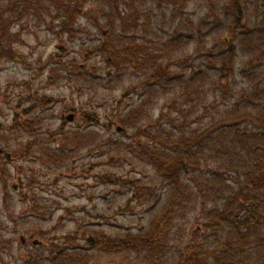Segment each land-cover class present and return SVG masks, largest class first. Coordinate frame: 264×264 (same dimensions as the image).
Returning a JSON list of instances; mask_svg holds the SVG:
<instances>
[{
    "label": "trees",
    "instance_id": "16d2710c",
    "mask_svg": "<svg viewBox=\"0 0 264 264\" xmlns=\"http://www.w3.org/2000/svg\"><path fill=\"white\" fill-rule=\"evenodd\" d=\"M193 1L0 0V58L20 57L13 47L16 35L11 32L30 17L62 19L73 40L90 33L79 21L92 20L101 39L82 48L84 63L74 59L64 65L59 59L66 49L59 48V63L49 77L67 72L69 80L95 82L89 81V76L98 72L89 70L86 62L98 56L107 64L108 79L114 77L112 71L119 82L130 74L141 77L140 85L127 88L118 99L114 116L103 119L99 112L87 110L80 117L86 126L106 131L102 148L113 154V161L125 159L133 165L137 160L138 166L142 162L154 170V178L145 185L130 178L132 172L121 177L108 172L99 176L104 184L129 187L134 192L127 208L132 209L134 198L139 203L161 201L159 191L171 197L167 205L171 213L146 231L112 237L78 221L75 234L67 236L63 245L50 247L49 258H66V244L72 241L76 259L98 252L111 254L113 259L116 254L118 259L123 255L121 262L111 264H165L173 252L167 239L169 226L179 213L187 216L201 206L210 235L196 246L181 243L177 264H264V0H203L205 7L194 15L189 13ZM157 12L169 28L153 43L155 47H150L146 36L141 41L138 35L141 27H152ZM144 18L147 21L142 25ZM31 90L28 87L25 97L29 107L23 105V112L11 125L0 122V131L27 137V143L17 147L20 158L39 154L49 167L69 172L73 170L70 161L82 150L92 155L99 135L59 127L50 130L48 141H44L39 117L58 101ZM133 94L143 96L142 103L128 104L122 110ZM159 102L164 104L153 120L146 107ZM191 116L198 118L189 121ZM205 120H209L205 126H193ZM116 121L123 133L136 130L131 144L111 134ZM36 140L40 141L35 144ZM5 157L11 158L9 154ZM226 237L230 239L227 243H218ZM211 240L215 243H209ZM5 250L0 229V264H5ZM33 258L27 254L25 260L33 264Z\"/></svg>",
    "mask_w": 264,
    "mask_h": 264
},
{
    "label": "rangeland",
    "instance_id": "374dc122",
    "mask_svg": "<svg viewBox=\"0 0 264 264\" xmlns=\"http://www.w3.org/2000/svg\"><path fill=\"white\" fill-rule=\"evenodd\" d=\"M203 3V0L191 2L189 13L193 15L200 13L201 7H205ZM0 5H2L1 2ZM161 16V13L157 12L156 17L153 18L152 27H141L138 35L141 41L146 36L145 40L152 44L147 43L150 47H155L153 43L163 38L169 28V24ZM146 21L147 19L144 18L142 25H145ZM62 22L63 20L56 16L53 19L47 16L44 18L33 16L13 27L11 33L16 35L13 47L20 57L15 55V58H0V122L6 126L11 125L15 116L23 112V105L25 109L29 107L25 100L26 90L32 87L31 91L34 93L47 95L58 101L39 117L41 118L39 122L44 125L40 133L47 135L42 136L44 141H48L50 130L55 131L59 127L65 128L67 132L81 130L92 133L94 131L98 133L99 140L91 156H88L87 150H82L75 159L70 161L69 167L73 170L68 172L66 168L61 170L49 167L50 165L45 163L47 160H42L39 154L36 157L20 158L17 156V147L25 145L28 141L27 137L20 134L8 136V130L0 131V150L3 151L0 152V164H2L0 167L2 168L0 169V229L7 245L5 264H31L25 260L27 254L33 255V264L36 259L37 261L41 259L40 264L119 263L123 255L118 259L119 256L116 254L114 257L116 260L111 254H98V252H90L82 260L76 259L72 255L74 254L72 241L69 245L66 244V258L58 255L53 258L48 256L52 245L54 247L58 244L63 245L67 236L76 233L78 221L84 223L85 227L106 232L112 237H121L129 232L138 233L149 230L154 221L169 212V209L167 212V205L171 197L164 195L163 191H159L162 195L161 201L156 198V202L152 200L150 203L145 201L139 203L138 199L134 198L132 209H129L126 205L134 196L132 194L134 192L129 187L110 186L99 179V176L106 172L118 177L132 172L133 176L130 178L140 180L139 184L145 185L149 184L155 176L153 169L149 166L145 167L142 162L140 163L142 165L138 166L137 160L133 165L125 159L122 162L113 161L111 159L113 154H109L102 148L101 138L103 136L107 138L106 131L99 126H86L80 117L81 112L87 110L99 112L103 119L105 115L108 118L114 116L118 99L127 88L140 85L143 79L130 74L123 82H119L114 79L115 74L117 75L114 71H112L114 77L108 79V67L102 56L86 62L89 70L94 68L98 72L89 76V81L95 82L86 84L81 78L69 80L67 72L60 77L50 78L51 70L57 67L55 63H59L56 62V56L60 54L59 48L66 49L59 59L64 65L74 59L81 64L84 63L80 54L82 48H89L92 43H98L101 39V33L90 19L79 21L82 28H87L90 33L86 32L82 37L74 40L67 34ZM85 42L87 44H84ZM191 49L192 46L189 50ZM71 81L74 82L70 83ZM142 101L143 96L140 98L137 94H133L132 99L122 105V110L128 104L137 105ZM67 104L71 106V111L64 110ZM163 104L164 102H159L146 107V111L153 114V120L158 117L159 107ZM73 114L75 120L69 122L68 117ZM197 118V116H191L189 121ZM208 121L195 122L193 126L200 128ZM103 122L106 121L103 120ZM145 126L144 123L142 127ZM135 131L131 128L127 134L123 133L122 125L116 121L111 134L116 140L129 145L132 143L131 136ZM39 141L36 140L35 144ZM6 154H9L11 158L6 159ZM1 157L4 158L1 159ZM121 208L124 211H120ZM200 208L201 206L192 210L187 216L179 213L169 226L172 230L170 229V234H167V239L169 238V247L173 252H170V260L165 264H177L181 256L178 253L179 248L183 247L181 243L185 246L187 244L196 246L197 243L204 242L206 235H210L206 228L207 214H203ZM229 240L226 237L218 243H227ZM77 243L84 244L81 240H77ZM209 243H215V240Z\"/></svg>",
    "mask_w": 264,
    "mask_h": 264
},
{
    "label": "water",
    "instance_id": "95a60500",
    "mask_svg": "<svg viewBox=\"0 0 264 264\" xmlns=\"http://www.w3.org/2000/svg\"><path fill=\"white\" fill-rule=\"evenodd\" d=\"M70 109H71L70 105L67 104V105L65 106V109H64V110H65V111H69ZM68 120H69L70 122H73V121L75 120V115L73 114V115L69 116V117H68ZM35 245H36V244H35Z\"/></svg>",
    "mask_w": 264,
    "mask_h": 264
}]
</instances>
